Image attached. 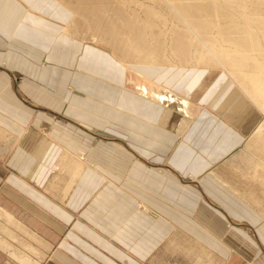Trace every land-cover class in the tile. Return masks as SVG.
Masks as SVG:
<instances>
[{
	"label": "crops",
	"instance_id": "0c3cea01",
	"mask_svg": "<svg viewBox=\"0 0 264 264\" xmlns=\"http://www.w3.org/2000/svg\"><path fill=\"white\" fill-rule=\"evenodd\" d=\"M53 2L0 0V208L46 244L47 264H264V188L250 202L187 180L259 118L206 105L215 77L186 70L171 80L196 96L180 126L169 100L126 87L122 63L62 35L68 11Z\"/></svg>",
	"mask_w": 264,
	"mask_h": 264
},
{
	"label": "bare ground",
	"instance_id": "6f19581e",
	"mask_svg": "<svg viewBox=\"0 0 264 264\" xmlns=\"http://www.w3.org/2000/svg\"><path fill=\"white\" fill-rule=\"evenodd\" d=\"M53 1L68 11L62 35L80 45L90 44L84 37L88 35L87 38L97 43L95 48L103 41L110 44L127 70L122 75L123 81L128 83L126 87L132 84L137 96H152L148 105L153 100L163 106L169 100L171 103L166 107L170 108L161 106L162 114L176 113L180 126L188 119L184 116L185 107L196 96L187 86L171 83V80L186 70L187 75L210 73L215 77L209 89L203 91L208 101L206 105L226 110L228 106V111L232 112L242 109L253 118H259L233 151L212 163L200 177L187 176L201 184L214 181L244 201H254V183L264 188V0H99L100 5L94 1L96 5L92 3L88 11L96 33L90 22L86 23L88 30L81 32L76 19L79 8L74 7L71 0ZM226 97L231 104L225 105ZM217 166H223L227 174L217 173ZM236 177L245 180V185L239 187L232 183ZM255 201L262 202L260 198ZM256 208L264 218V202ZM0 215L19 226L2 208ZM5 239H0V248L8 250L12 258L21 264H38V259L33 260L30 255L38 254L39 247L25 245L28 255L17 254L11 249L13 242L10 244Z\"/></svg>",
	"mask_w": 264,
	"mask_h": 264
},
{
	"label": "rangeland",
	"instance_id": "374dc122",
	"mask_svg": "<svg viewBox=\"0 0 264 264\" xmlns=\"http://www.w3.org/2000/svg\"><path fill=\"white\" fill-rule=\"evenodd\" d=\"M94 1L95 2L97 1L96 2V4L98 3L97 6L100 5V3L98 2L99 0H92V1H89V2H88V0H86L85 3H82L83 0L82 1L71 0V4L74 7L79 8V10H78L79 14H78V17H76V19H77L78 25L80 26L81 32H86L88 30L87 29L88 27H87V24H86L87 22H90V25L93 28L92 30H93L94 33H96V31H97L95 29V26L93 25V18H92V16H90V14L88 12L89 9H90L89 6L92 5V3L95 4ZM80 3H82V4H80ZM106 4H108V3H106ZM84 5H85V7H84ZM80 6H82V7H80ZM87 36L85 35L84 37H85L86 41L88 43H90L89 44L90 46L91 45L92 46H95L94 44L97 45V43H94V41H92L91 39H89V37L87 38ZM96 42H99V41L96 40ZM98 44H99V47H98L99 50L101 52H103L105 58H108L107 60H109V66H112L113 67L112 68L113 70L116 69V67L118 66L117 64L120 65L121 64V61L114 54L115 51L112 48V46L110 44H107L105 41L100 42ZM111 55L114 56V57H112ZM217 168H218L217 169V173H219L220 175L224 176L225 174H227V172L223 169L224 168L223 166H217ZM187 178H188L187 180L192 181V179H190L189 177H187ZM213 184H216V183L213 181ZM216 185H219V184H216ZM220 186H222V185H220ZM226 189H228V188H226ZM228 190H230V189H228ZM137 205H139V204H137ZM13 229H14V231H13ZM24 229L25 228H21V227H19L17 225H14L12 223H9L8 221H6V219L4 217H2L0 215V239L1 238H3V239L6 238L5 240L7 242H9L10 244L13 242L11 244V246H12L11 249L14 250L15 253H17V254H24V253L27 254L28 253L27 252L28 250L24 247L25 245H32L36 249H38V247H39V249H38L39 253L36 254V255H34V254L33 255H30V257H32L33 260H37L38 259V264H47V263H45V260H46V255L49 253V250H47V247L45 246L46 244H44V242L42 243V242H39L38 240H36L35 236L31 235L29 232H26ZM22 235L25 238H23ZM28 241H29V243H28ZM20 245L22 246L21 248H20ZM35 245H37V246H35ZM43 259H45V260H43ZM0 264H21V263L18 262L17 259L12 258L10 256L8 250H5L3 248L2 249L0 248ZM243 264H245V263H243Z\"/></svg>",
	"mask_w": 264,
	"mask_h": 264
}]
</instances>
